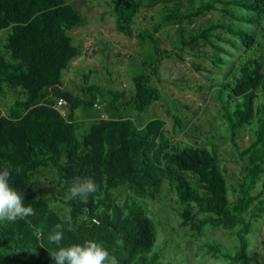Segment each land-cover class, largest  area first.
<instances>
[{"label":"trees","instance_id":"obj_1","mask_svg":"<svg viewBox=\"0 0 264 264\" xmlns=\"http://www.w3.org/2000/svg\"><path fill=\"white\" fill-rule=\"evenodd\" d=\"M111 3L117 31L152 48L133 77L130 98L125 91H103L91 71L84 74L79 93L64 87V72L81 54L72 32L85 23L74 3L0 0V85L6 86L0 88V103L13 98L9 108L0 106V172L10 169V187L35 212L0 220V264H56L51 252L88 240L107 249L118 264H162V249L155 250L157 225L138 205L157 201L164 187L176 194L181 224L190 227L205 256L247 264L251 237L259 232L256 222L264 212V56L257 53L264 48V0ZM145 9L157 10L160 19L152 32L135 34V19ZM215 13L228 20L207 18ZM167 27L174 28L175 56L185 62L184 55H192L211 64L193 65L216 83L212 93L218 112L243 166L233 202L217 147L173 142L162 118L143 126L134 120V113L141 115L162 99L153 77H159L164 56L173 55L156 36ZM201 46L214 52L205 53ZM238 54L235 74L223 79L214 69H227ZM106 97L101 113L95 107ZM60 98L67 102L64 112L56 107ZM79 109L90 120L81 136ZM245 137L248 142L241 145ZM77 178L98 185L86 202L70 194ZM56 225L63 231L59 245L49 240ZM216 229L228 231L235 244L206 239Z\"/></svg>","mask_w":264,"mask_h":264},{"label":"rangeland","instance_id":"obj_2","mask_svg":"<svg viewBox=\"0 0 264 264\" xmlns=\"http://www.w3.org/2000/svg\"><path fill=\"white\" fill-rule=\"evenodd\" d=\"M82 12L85 23L72 32L73 43L81 49V54L64 72V87L74 90L83 86L84 74L92 72V81L98 83L103 91H125L126 97L134 94L133 77L141 68L142 62L152 53L147 41L128 38L116 29L115 12L111 0H70ZM213 22L227 21L220 13L209 15ZM157 10L145 9L135 19V34L142 30L152 29L159 21ZM208 26L200 22V26ZM161 48L173 55H165L159 70V77H153V84L162 93V99L154 103L147 112L139 115L134 113L136 122L143 126L151 119L162 118L166 122L165 130L173 142L193 144L206 143L217 147L229 187V198L233 202L237 189V180L241 178L243 166L238 153L232 146L231 135L225 130L224 121L219 114V105L212 93L216 83L210 82L208 73L198 72L195 63L211 64L192 55H184L185 62L175 56L172 41L174 28L167 27L157 33ZM258 39L260 36L258 34ZM205 53H213L211 47H199ZM249 53V51H247ZM259 56H264V48H258ZM169 56V57H167ZM239 54L227 69H214L223 79H231L235 74V64ZM5 89V85H0ZM109 98H100L96 109L104 113ZM262 101L264 99L262 98ZM13 103L8 96L0 106L7 109ZM78 120L83 122L79 136L85 134L90 127L87 113L79 109ZM105 118V114L103 115ZM175 117L181 120L182 128L176 123ZM248 137L240 141L246 145ZM123 195L125 193H122ZM177 196L168 187H164L157 201H143L138 210L148 214L157 225V249L162 264H224L222 261L207 257L198 249L197 240L191 237L189 226L181 224V218L175 211ZM259 232L251 237L250 261L247 264H264V212L256 222ZM206 239H214L222 244L233 246L235 239L223 229L210 230Z\"/></svg>","mask_w":264,"mask_h":264},{"label":"clouds","instance_id":"obj_3","mask_svg":"<svg viewBox=\"0 0 264 264\" xmlns=\"http://www.w3.org/2000/svg\"><path fill=\"white\" fill-rule=\"evenodd\" d=\"M9 178L10 169L5 168L0 172V220L15 221L17 218L23 219L34 215V209L31 206H24L21 195L10 187ZM97 190L98 185L92 179L77 178L73 181L70 194L73 198L79 195L86 202L88 195ZM49 240L58 245L61 243L63 240L61 225L55 226ZM50 258L56 264H65V262L66 264H105L106 261L108 264H118L115 256H110L107 249L92 240L85 241L83 244L60 247L50 253Z\"/></svg>","mask_w":264,"mask_h":264},{"label":"bare ground","instance_id":"obj_4","mask_svg":"<svg viewBox=\"0 0 264 264\" xmlns=\"http://www.w3.org/2000/svg\"><path fill=\"white\" fill-rule=\"evenodd\" d=\"M60 99H63V98H60ZM60 99H59V100H60ZM59 100H58V102H57V106H56V107H57L58 110L63 111V110H64V107H65L66 104H67V102H66L65 99H63V100H64V103L60 105V104H59ZM63 112H64V111H63Z\"/></svg>","mask_w":264,"mask_h":264},{"label":"built area","instance_id":"obj_5","mask_svg":"<svg viewBox=\"0 0 264 264\" xmlns=\"http://www.w3.org/2000/svg\"><path fill=\"white\" fill-rule=\"evenodd\" d=\"M64 103V100L63 99H60L59 100V104L61 105V104H63Z\"/></svg>","mask_w":264,"mask_h":264},{"label":"water","instance_id":"obj_6","mask_svg":"<svg viewBox=\"0 0 264 264\" xmlns=\"http://www.w3.org/2000/svg\"><path fill=\"white\" fill-rule=\"evenodd\" d=\"M197 211H198V208H196V209L194 210V213H193V214H196Z\"/></svg>","mask_w":264,"mask_h":264}]
</instances>
